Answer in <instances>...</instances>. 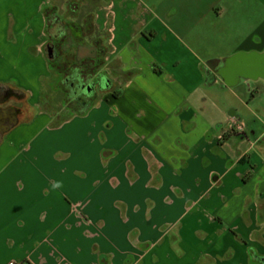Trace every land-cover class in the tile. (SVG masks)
Here are the masks:
<instances>
[{"label": "crops", "instance_id": "0c3cea01", "mask_svg": "<svg viewBox=\"0 0 264 264\" xmlns=\"http://www.w3.org/2000/svg\"><path fill=\"white\" fill-rule=\"evenodd\" d=\"M148 3L0 0V264L263 261L251 246L264 254V114L245 122L247 135L235 133L246 140L227 164L215 152L241 118L218 103V92L264 81V27L237 54L210 59L190 34L168 32L149 15ZM92 14L96 29L85 40L102 42L82 57V34L70 32L69 45L79 46L80 62L106 72L107 86L84 108L62 104L50 15ZM227 64L229 73L220 69Z\"/></svg>", "mask_w": 264, "mask_h": 264}, {"label": "rangeland", "instance_id": "374dc122", "mask_svg": "<svg viewBox=\"0 0 264 264\" xmlns=\"http://www.w3.org/2000/svg\"><path fill=\"white\" fill-rule=\"evenodd\" d=\"M149 5L152 6L153 10L150 11L149 15H159L166 25V29L169 31L180 32L183 34H190L191 40H194L198 46L202 50H204V56L211 57L210 59L215 58L216 56H231L237 54L233 49L238 46L239 43L243 41L245 36L252 31L257 26L264 27V0H148ZM92 6H95L93 4ZM110 3V2H109ZM107 3V4H109ZM132 6L129 2V7ZM89 9V8H88ZM65 18V19H64ZM64 20L68 23L69 26L73 27L75 25H83L82 32L84 33L82 39H86L88 31H86L87 27L90 26L91 30L89 31L91 35L96 29V26L93 24H89L91 21L88 16H85L83 19H77L75 15H64ZM84 20V22H83ZM82 22V24H81ZM86 22V23H85ZM50 27L52 25V21H49ZM78 23V24H77ZM84 23L86 26H84ZM111 23V22H110ZM109 26V25H108ZM71 27L68 28V31H71ZM76 27V26H75ZM218 29V30H216ZM89 35L88 41L85 40L84 43L80 47V57L82 53H86L87 55L91 54L95 47L92 45V41L96 43H101V38ZM73 41L72 37H68L65 43H58V48H56V54L54 58H50L52 61L56 62H64V57L62 54L69 51L72 46H77L75 43L69 45ZM79 45V44H78ZM79 47V46H78ZM134 48L133 46H130ZM69 48V49H68ZM136 49V48H135ZM71 51V50H70ZM241 52V51H240ZM239 53V52H238ZM133 56V55H132ZM76 62H80L78 54L75 58ZM209 60V59H208ZM73 62H66L67 66H63L64 70L59 71L57 84L63 85L62 92V100L64 103L65 98L71 101V93L69 92L70 84L72 83V78L74 73L77 71H83V64H73L72 73L67 76L60 77L67 68ZM77 65H79L77 67ZM59 66V65H58ZM61 68V69H62ZM125 77H129L133 74V69L124 70ZM66 74V72H65ZM72 75V76H71ZM60 78V81H59ZM104 78V76H103ZM106 82L107 79H104ZM208 90V88H206ZM211 89V88H210ZM233 90H224L217 98L218 103L221 106H224L228 112L231 109L237 108L239 110V114H241V118L239 121L241 123H245L249 121V119L254 114H264V81L262 80H245L240 83L238 86L233 87ZM58 90V89H57ZM59 91V90H58ZM211 93V90H208ZM208 95V94H207ZM216 97L214 95H211ZM96 97V96H95ZM202 101L205 102V100ZM73 105V104H72ZM67 107H71L68 103ZM116 110L117 106L113 107ZM69 112V109L67 110ZM263 128V125H260V129ZM237 131L236 133H238ZM224 140L228 141L225 149L221 148V153L215 152L219 155L218 159H221L222 162L227 164V157L230 154H237L238 152V143L246 140L241 138L235 133H231L230 135H224ZM227 137V138H226ZM223 144V143H221ZM220 144V145H221ZM219 146V143H218ZM217 146V147H218ZM205 149V148H204ZM218 150V149H217ZM213 151V149H212ZM225 152V153H224ZM205 155H203L204 157ZM260 206L259 220L258 222L262 224L264 234V197L262 199V204ZM247 224H249L247 222ZM257 224V223H256ZM238 234V233H236ZM244 240V239H243ZM247 242L246 240H244ZM253 252L256 251V254L253 256L257 258V261L264 257V254H261L257 251L255 246H251ZM262 248L264 250V238L262 239ZM259 264H264L258 261Z\"/></svg>", "mask_w": 264, "mask_h": 264}, {"label": "flooded vegetation", "instance_id": "af4514ba", "mask_svg": "<svg viewBox=\"0 0 264 264\" xmlns=\"http://www.w3.org/2000/svg\"><path fill=\"white\" fill-rule=\"evenodd\" d=\"M91 1H93V0H91ZM104 1V0H103ZM54 15H50V19H51V21H52V25H51V27H50V32H51V40H52V42H55V45H54V47H55V50H56V48H58V43H59V41L60 42H64L65 43V41H66V39H68V35H69V33L70 32H73L74 34H75V36H76V39L77 40H80L81 39V36H80V34H84L83 32H82V29H83V25H75V26H73V27H71V26H69L68 25V23L64 20L65 18H64V15H55L54 17H53ZM64 18V19H63ZM86 23V22H85ZM84 23V26H86V24ZM57 25H59L60 27L59 28H57ZM69 27H71V31H68V28ZM87 30L86 31H90L91 30V28H90V26H88L87 28H86ZM78 36V37H77ZM73 47V46H72ZM71 47V48H72ZM70 50L71 49H69V53L67 54V56H63V54H62V56L64 57V60H66V58H67V60H68V62H72V60H73V57H75V56H73L74 55V53H70ZM67 52V51H66ZM78 53H76V55H77ZM100 61H102V58H98V60L96 59V60H94V61H92V64L94 63V64H96V65H99L100 64ZM58 64L56 65L57 67H59V70L60 71H62V70H64L63 68H62V65H63V62H57ZM83 64L84 65V67H83V71L81 72V71H77L78 73H82V75H83V77L85 78V81L86 82H94V79L95 78H97V80H96V82L97 83H99V81H100V79H98V72H96L95 71V69H94V66H92V67H88L87 66V64H85L84 62H76V63H72L70 66H69V68H67L64 72H62L63 74H62V77H64V76H67V75H69L70 73H72V72H70V71H72L71 69H72V67L74 66L73 64ZM93 64V65H94ZM59 65V66H58ZM68 64H64L63 66H67ZM90 65V64H89ZM228 65L229 64H227V65H225V66H227V67H225V68H223V67H221L220 69L221 70H224V71H226V72H230V70H229V67H228ZM79 65H77V67H78ZM75 67V66H74ZM209 68H208V75H209V78H212L213 77V73H214V65H210L209 64V66H208ZM62 68V69H61ZM65 72H66V74H65ZM80 73V74H81ZM72 76V75H71ZM79 76V74H75L74 73V76H73V78H72V83L74 82V80H76L77 79V77ZM96 85H98V88L99 87H101V85L100 84H96ZM98 88H96V92H95V94L94 95H92L90 98H89V95H87V94H84V96L82 97V96H79V98H74V99H76L77 101H79V102H82L80 105H76L75 103H74V99L72 98V101H73V103H74V105L76 106V107H82V108H84V107H86V105L91 101H94V98H95V96L97 95V89ZM86 97L88 98V99H90V100H88V99H86ZM246 125V124H245ZM246 128H245V130H242V131H239L238 133L239 134H241V135H244V134H246L247 135V132H248V129H247V125L245 126ZM256 129V128H255ZM237 131H233V130H227V132H226V135H229V133L231 134V133H236ZM263 259V263H264V257L262 258Z\"/></svg>", "mask_w": 264, "mask_h": 264}, {"label": "water", "instance_id": "95a60500", "mask_svg": "<svg viewBox=\"0 0 264 264\" xmlns=\"http://www.w3.org/2000/svg\"><path fill=\"white\" fill-rule=\"evenodd\" d=\"M60 26L57 25V28H59ZM55 42H51L48 44V53H49V56L50 58H54L55 57V54H56V50H55ZM236 57H231L229 58L230 60L231 59H235ZM228 60V59H227ZM81 73V72H80ZM76 73L79 74V76L77 77L76 80H74L73 83H71L70 85V89H69V92L71 93V99L73 98H79V96H84V94H87L89 95V98L95 94L96 92V88H98V85L96 84H100L101 85V88H105L107 86V83L104 82L105 80L104 79H108V76L106 74V72H102V73H99L98 74V79H100L99 83L96 82L97 78L94 79V82H86L85 81V78L83 77L82 73ZM104 76V78H103ZM86 99H88L86 97ZM90 100V99H88ZM74 103L76 105H80L82 102H79L77 101L76 99H74ZM248 123V122H247ZM249 125V123L247 124Z\"/></svg>", "mask_w": 264, "mask_h": 264}, {"label": "trees", "instance_id": "16d2710c", "mask_svg": "<svg viewBox=\"0 0 264 264\" xmlns=\"http://www.w3.org/2000/svg\"><path fill=\"white\" fill-rule=\"evenodd\" d=\"M104 1H106V0H104ZM92 2H95V0H93ZM88 17L90 18V22H89V24H93V22H94V18H95V15H88ZM74 53V55L73 56H75V57H73V60H72V62L73 63H76V60H75V58H76V53H78V46H73L72 48H71V51H70V53ZM69 53V51H67L66 53H64L63 54V56H67V54ZM52 59V58H51ZM66 62H68V60H67V58H66V60H65V63L63 62V65L64 64H66ZM58 63L56 62H54V61H52L51 60V68H52V71H53V73L55 74V76H56V79H57V81H58V74H59V67H57L56 65H57ZM61 78H62V75L60 76ZM59 81H60V78H59ZM56 88L57 89H60L61 88V85L60 84H57L56 83ZM53 101V100H52ZM52 104H53V102H52ZM56 109H54L53 108V112H56L55 111ZM75 113L74 112H72V113H70V114H64V115H60V114H57L56 115V119H55V121H54V124H57V125H59V124H61L62 122H64L66 119H68V118H70L71 116H73ZM250 177V176H249ZM246 180H248V177L247 178H245ZM211 257H205V259H204V262L205 263H207V262H209L211 259H210ZM202 264V263H201Z\"/></svg>", "mask_w": 264, "mask_h": 264}, {"label": "built area", "instance_id": "2783aa9c", "mask_svg": "<svg viewBox=\"0 0 264 264\" xmlns=\"http://www.w3.org/2000/svg\"><path fill=\"white\" fill-rule=\"evenodd\" d=\"M245 123H241L239 120H233L232 123L229 125L227 130H233V131H242L245 130ZM9 264H35L32 261L24 260V261H10Z\"/></svg>", "mask_w": 264, "mask_h": 264}]
</instances>
